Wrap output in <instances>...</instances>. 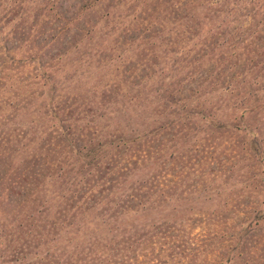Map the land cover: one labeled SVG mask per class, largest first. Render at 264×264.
Listing matches in <instances>:
<instances>
[{"label": "trees", "instance_id": "16d2710c", "mask_svg": "<svg viewBox=\"0 0 264 264\" xmlns=\"http://www.w3.org/2000/svg\"><path fill=\"white\" fill-rule=\"evenodd\" d=\"M202 130L251 201L167 196ZM263 165L264 0H0V264H264Z\"/></svg>", "mask_w": 264, "mask_h": 264}, {"label": "rangeland", "instance_id": "374dc122", "mask_svg": "<svg viewBox=\"0 0 264 264\" xmlns=\"http://www.w3.org/2000/svg\"><path fill=\"white\" fill-rule=\"evenodd\" d=\"M83 2L84 0H63L66 8L71 11L78 10ZM248 122L253 124V118ZM201 132L195 142L187 141L186 134L178 136V143L174 149L169 142L172 139V132L166 133L164 187L167 196L171 195L174 182L177 185L175 192L177 205H180L181 199L195 197L214 199L207 204L197 203V206L205 209L218 207L217 200L223 197H232L236 201H242V199L251 201L253 181L248 178L251 163L247 160V155L250 152L249 149L253 150L252 154L256 149L254 146L250 147L249 143L258 145L259 141L247 133L231 136L229 132L224 131L213 133L211 130H202ZM231 159L235 160L233 166L229 165ZM197 190H201L199 195H197ZM171 208L167 211L170 212ZM197 212L195 210V213ZM177 250L180 253L181 248Z\"/></svg>", "mask_w": 264, "mask_h": 264}]
</instances>
